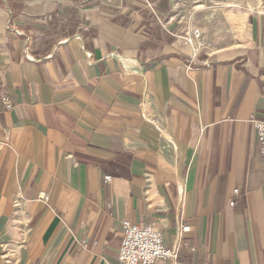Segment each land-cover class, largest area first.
<instances>
[{
	"label": "crops",
	"instance_id": "0c3cea01",
	"mask_svg": "<svg viewBox=\"0 0 264 264\" xmlns=\"http://www.w3.org/2000/svg\"><path fill=\"white\" fill-rule=\"evenodd\" d=\"M205 2L0 0V248L15 264H118L124 221L179 247L156 264H264L249 123L264 121V11L195 51Z\"/></svg>",
	"mask_w": 264,
	"mask_h": 264
},
{
	"label": "built area",
	"instance_id": "2783aa9c",
	"mask_svg": "<svg viewBox=\"0 0 264 264\" xmlns=\"http://www.w3.org/2000/svg\"><path fill=\"white\" fill-rule=\"evenodd\" d=\"M187 43L192 47L198 45L199 48L205 46L204 36L201 30H193L192 34L186 38ZM5 110L10 112L14 109V103L9 95L0 97ZM249 123L255 131L259 144V153L264 158V121L256 115L250 117ZM105 182L109 184L111 177H106ZM238 191H235V195ZM236 203H232L235 206ZM190 226H179L177 231L178 240H182L184 235L190 231ZM94 243V246H97ZM84 249L88 248V243L82 241ZM179 247L170 248L164 244V235L161 230L154 225H140L130 221L123 222V235L118 255V264H156L159 261H177Z\"/></svg>",
	"mask_w": 264,
	"mask_h": 264
},
{
	"label": "rangeland",
	"instance_id": "374dc122",
	"mask_svg": "<svg viewBox=\"0 0 264 264\" xmlns=\"http://www.w3.org/2000/svg\"><path fill=\"white\" fill-rule=\"evenodd\" d=\"M203 7H207L209 12L197 17V23L194 25L202 29L205 36L204 42L206 39L209 45L212 43L224 45L232 44L236 41L235 38H238L240 31L236 28H240L237 25L242 20L243 14L264 11V0H206ZM243 17L245 18V16ZM192 32L186 35L185 41ZM206 47L205 42L204 47L199 48L196 45L193 49L199 51ZM4 251V248H0V264H15V257L12 259V256Z\"/></svg>",
	"mask_w": 264,
	"mask_h": 264
}]
</instances>
